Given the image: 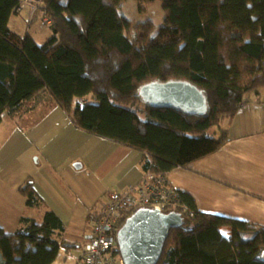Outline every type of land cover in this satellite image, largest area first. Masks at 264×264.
Here are the masks:
<instances>
[{
  "label": "trees",
  "instance_id": "16d2710c",
  "mask_svg": "<svg viewBox=\"0 0 264 264\" xmlns=\"http://www.w3.org/2000/svg\"><path fill=\"white\" fill-rule=\"evenodd\" d=\"M34 1L52 31L42 45L9 28L25 1L0 0V124L47 92L77 129L139 151L144 175L166 178L219 152L243 104H264V0H161L164 23L145 33L120 12L126 0ZM134 1L144 9L158 0ZM153 82L193 84L206 113L147 105L140 89ZM32 184L20 192L42 206ZM167 186L177 201L163 212L184 224L170 231L158 264H264V227L202 212L190 193ZM136 210L123 209L121 227ZM22 222L16 232L0 226V264H53L69 248L54 212Z\"/></svg>",
  "mask_w": 264,
  "mask_h": 264
},
{
  "label": "crops",
  "instance_id": "0c3cea01",
  "mask_svg": "<svg viewBox=\"0 0 264 264\" xmlns=\"http://www.w3.org/2000/svg\"><path fill=\"white\" fill-rule=\"evenodd\" d=\"M24 8L28 22L40 20L38 13L30 18V8L23 7L9 22L20 36L28 32ZM142 162L139 151L77 129L42 92L7 113L0 124V226L8 232L23 230V219L40 223L50 210L63 222V238L70 245L60 249L53 264H81L84 237L109 193L140 184ZM167 177L177 191L190 193L202 212L264 227V104H243L219 152ZM29 180L42 206L27 205L20 192Z\"/></svg>",
  "mask_w": 264,
  "mask_h": 264
},
{
  "label": "water",
  "instance_id": "95a60500",
  "mask_svg": "<svg viewBox=\"0 0 264 264\" xmlns=\"http://www.w3.org/2000/svg\"><path fill=\"white\" fill-rule=\"evenodd\" d=\"M144 103L153 107L176 108L188 114L202 116L208 99L189 82H153L140 89ZM184 224L182 216L156 208H139L120 228L118 244L124 264H158L172 229Z\"/></svg>",
  "mask_w": 264,
  "mask_h": 264
},
{
  "label": "built area",
  "instance_id": "2783aa9c",
  "mask_svg": "<svg viewBox=\"0 0 264 264\" xmlns=\"http://www.w3.org/2000/svg\"><path fill=\"white\" fill-rule=\"evenodd\" d=\"M25 6L29 7L24 3ZM29 8L31 11L37 10L34 0ZM44 23L50 24V21L44 19ZM167 182L168 177L147 173L133 192H110L102 213L95 219L91 232L84 237V258L81 264H124L117 238L123 209L156 208L163 212L167 205H175V190L167 186Z\"/></svg>",
  "mask_w": 264,
  "mask_h": 264
},
{
  "label": "rangeland",
  "instance_id": "374dc122",
  "mask_svg": "<svg viewBox=\"0 0 264 264\" xmlns=\"http://www.w3.org/2000/svg\"><path fill=\"white\" fill-rule=\"evenodd\" d=\"M25 4L29 5L32 4V0H24ZM107 2H111V0H105ZM42 7V5H40ZM144 9H140L139 5L134 0H126L122 6L120 7V12L124 15H126L130 20H132L135 27H141V32L145 33L147 29H150L149 23H152L155 27V30L158 29L160 26L164 23V11L162 7L161 0L156 1L151 6H144ZM31 11V10H30ZM35 13L40 16V20L30 19L28 22V19L26 16H28V9L24 8L22 11V15L24 16L23 20L25 21L26 30L28 32L26 34L31 35L38 44L42 45L51 37L52 31L50 27L44 23V20H42V14L37 10L31 11L30 18H32ZM25 34V35H26ZM24 35V36H25ZM264 99V89H262L261 94L259 95ZM256 98V94L254 95ZM217 130V129H215ZM144 177V176H143ZM142 182V181H141ZM170 206V205H169ZM171 208V206H170ZM85 241V238H84Z\"/></svg>",
  "mask_w": 264,
  "mask_h": 264
}]
</instances>
